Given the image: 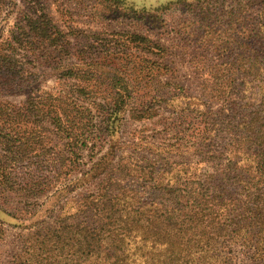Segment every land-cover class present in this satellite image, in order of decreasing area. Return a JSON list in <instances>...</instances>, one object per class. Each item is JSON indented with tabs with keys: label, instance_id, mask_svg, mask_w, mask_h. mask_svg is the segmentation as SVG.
Instances as JSON below:
<instances>
[{
	"label": "trees",
	"instance_id": "trees-1",
	"mask_svg": "<svg viewBox=\"0 0 264 264\" xmlns=\"http://www.w3.org/2000/svg\"><path fill=\"white\" fill-rule=\"evenodd\" d=\"M256 6L252 28L243 27L248 35L243 34L237 67L240 71L249 63L253 79L245 76L246 70L240 71L241 84L230 85L227 92V97L236 92V99L224 100L217 111L207 106L208 112L201 113L204 130L190 144H172V153L170 146H157L154 154L161 163L144 165L142 155L152 150L151 145L132 144L121 148L127 151L121 155L111 146L100 156L113 135L110 118L103 115L102 125L93 130L105 104L91 103L88 93H82L88 92L84 82L89 75H76L75 65L62 70L61 76L77 79L79 95L74 85L65 93L47 91L41 110L52 128L49 133L63 142L62 159L80 168L73 185L79 193L63 201L58 214L49 212L45 221L24 227L16 251L5 264H240L236 249H251L252 243L258 244L257 253L264 259V3ZM37 13L34 21L26 15L32 34L22 28L7 47L21 48L36 60L48 59L53 54L46 50L49 27L42 10ZM250 41L251 50L245 47ZM13 57L11 49L0 50V92L25 86L12 73L18 62ZM117 80L110 104L113 121L127 112L133 90L121 78ZM208 97L216 100L211 93ZM30 98V106L37 107L39 103ZM6 112L8 116L0 117L6 128L5 133L0 130V144L5 152L23 156L34 142L17 136L12 129L16 111L7 107ZM138 114L132 117L144 118ZM218 130L225 141L220 150L210 147ZM45 140L47 147L53 142L50 135ZM85 152L92 164L82 169ZM63 166L70 170L69 165ZM8 167L0 162L1 186L17 194H36L16 185ZM68 204L74 213H64Z\"/></svg>",
	"mask_w": 264,
	"mask_h": 264
},
{
	"label": "rangeland",
	"instance_id": "rangeland-1",
	"mask_svg": "<svg viewBox=\"0 0 264 264\" xmlns=\"http://www.w3.org/2000/svg\"><path fill=\"white\" fill-rule=\"evenodd\" d=\"M260 3L264 0H0V50L13 51L18 62L12 73L25 85L19 91L0 92V117L8 116L7 107L16 111L13 131L34 142L23 156L5 152L0 144V162L9 165L16 185L36 192L17 194L0 185V264L16 251L24 227L45 221L49 212L58 214L63 201L75 199L79 193L73 185L80 168L62 159L63 142L49 133L52 128L41 110L45 109L47 91L65 93L71 85L79 88L77 79L61 76L62 70L75 65L76 75H89L84 82L88 92L82 93H88L91 103L105 104V115L96 117V108L93 113L98 123L93 130L100 128L104 116L110 118L109 131H113L100 156L110 152L111 146L121 155L127 152L121 148L132 144L151 145L152 150L142 155L144 165L156 160L161 163L154 154L157 146H170L172 153V144H190L204 130L201 113L208 112L207 106L217 111L224 100L236 99V92L230 97L227 92L230 85L241 84L240 71L246 70L245 76L253 79L249 63L240 71L237 67L243 37L248 35L243 27L247 31L252 28L255 6ZM37 9L42 10L49 27L46 50L53 54L48 59L36 60L21 48L14 51L17 47H7L22 28L32 34L26 15L38 19V13L34 14ZM53 38L59 42L52 43ZM249 44L251 41L245 47L251 50ZM115 78L133 90L127 112L113 121L110 104L116 96ZM30 95L33 103H39L37 107L30 106ZM138 112L144 118L132 117ZM0 130L6 131L2 122ZM220 131L210 142L216 150L225 145ZM48 135L53 142L47 147ZM47 149L46 156L54 157L45 159ZM170 157L172 160V154ZM91 164L85 152L81 168ZM74 212L72 204L64 209V213ZM256 246L252 243L251 249H236L240 264H264Z\"/></svg>",
	"mask_w": 264,
	"mask_h": 264
}]
</instances>
